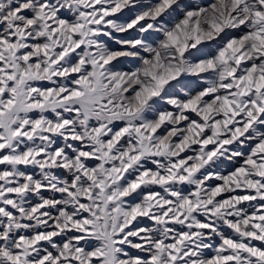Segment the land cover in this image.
Wrapping results in <instances>:
<instances>
[{
    "label": "snow or ice",
    "instance_id": "1",
    "mask_svg": "<svg viewBox=\"0 0 264 264\" xmlns=\"http://www.w3.org/2000/svg\"><path fill=\"white\" fill-rule=\"evenodd\" d=\"M0 166V264H264V0H0Z\"/></svg>",
    "mask_w": 264,
    "mask_h": 264
},
{
    "label": "rangeland",
    "instance_id": "2",
    "mask_svg": "<svg viewBox=\"0 0 264 264\" xmlns=\"http://www.w3.org/2000/svg\"><path fill=\"white\" fill-rule=\"evenodd\" d=\"M166 107H170V106H168V105H165ZM170 109V108H169ZM0 167H2V166H0ZM257 243H259V242H257Z\"/></svg>",
    "mask_w": 264,
    "mask_h": 264
},
{
    "label": "bare ground",
    "instance_id": "3",
    "mask_svg": "<svg viewBox=\"0 0 264 264\" xmlns=\"http://www.w3.org/2000/svg\"><path fill=\"white\" fill-rule=\"evenodd\" d=\"M168 108H171V106H170V107H168Z\"/></svg>",
    "mask_w": 264,
    "mask_h": 264
}]
</instances>
